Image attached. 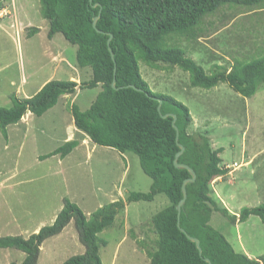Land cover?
Segmentation results:
<instances>
[{"label": "rangeland", "instance_id": "1", "mask_svg": "<svg viewBox=\"0 0 264 264\" xmlns=\"http://www.w3.org/2000/svg\"><path fill=\"white\" fill-rule=\"evenodd\" d=\"M6 4L16 12L20 24L12 27L8 17L1 20L0 108H11L13 97L25 99L33 95L47 80L91 79L90 68L81 71L78 67L77 46L61 33L53 40L48 37L50 23L42 15L40 0H6ZM33 27L39 31H32ZM199 27L198 41L173 35L169 44L183 49L208 73L216 65L231 69L235 64L264 56V5L223 6L205 17ZM52 53L58 58L54 59ZM141 72L153 92L170 95L190 109L191 133L207 134L213 147L223 150V164L229 165L228 178L235 185L224 193L226 180H215L214 196L238 217L243 208L264 204V85L246 98L225 83L210 90L193 87L191 75L178 67L160 64L151 68L141 62ZM78 90L77 96L61 99L43 116L31 113V122H24L18 130L11 127L13 144L7 151L0 127V184L11 177L14 164L33 165L31 171L28 168L26 173L21 172L6 187L0 186V238L28 239L29 231H35L38 225L55 222L67 199L92 214L114 201H126L130 192L151 190L152 179L134 153L122 154L95 144L91 154L78 151L63 161L60 155L45 158L71 138L94 144L86 135L80 137L77 133L72 108L76 105L87 111L101 87ZM25 126L31 134L20 149ZM168 205L165 195H158L153 202H127L115 224L100 234L108 243L100 250L103 264H151L148 251L157 238L151 219ZM237 221L216 212L211 225L226 236L236 251L255 259L264 257V222L258 216ZM85 251L72 221L62 234L43 244L38 264H63ZM25 258L22 251L0 248V264H22Z\"/></svg>", "mask_w": 264, "mask_h": 264}, {"label": "trees", "instance_id": "2", "mask_svg": "<svg viewBox=\"0 0 264 264\" xmlns=\"http://www.w3.org/2000/svg\"><path fill=\"white\" fill-rule=\"evenodd\" d=\"M40 2L42 15L50 23L48 37L52 39L61 33L77 46L78 67L81 71L90 68L91 79L80 84L74 80H52L30 98L13 97L11 108H0L2 131L7 134V127L20 123L28 113L43 116L59 103L61 97L74 95L78 89L101 87L87 111L73 106L77 130L96 145L122 154H136L143 171L152 179V186L147 193L130 192L126 201H114L89 217L79 205L67 199L52 225L44 226L28 239L1 237L0 248L24 252L26 258L22 264H38L43 244L62 234L74 221L86 251L63 264H103L100 250L108 243L100 234L115 224L117 216L126 210L127 202H153L158 195H165L169 205L151 219L157 236L155 246L148 251L151 264H208L206 259L212 264H264V257L252 259L246 253L236 251L226 236L211 225L216 212L234 222H246L251 216H258L264 222V204L243 208L238 217L214 196V181L218 178L227 180L230 173L221 158L223 150L214 148L207 134L191 133L190 109L170 95L153 92L141 72V62L151 68L164 64L188 72L193 87L210 90L225 83L243 97L254 96L260 85H264V56L249 63L235 64L231 69L216 65L208 73L183 49L170 46L169 37L178 35L198 41L199 26L204 18L221 7H257L264 5V0ZM5 3L6 0L0 2V9ZM97 3L99 7L94 6ZM100 13L95 28L94 18ZM32 29L39 31V28ZM110 34L113 35L110 47L115 59L108 44ZM115 77L119 90L112 86ZM131 85L137 89L129 87ZM159 100L163 101L161 112ZM168 114L177 116L179 142L174 118H164ZM179 144L185 147L179 163L190 166L197 174V180L187 185L188 198L180 218L177 206L184 197L182 186L192 175L175 166L176 156L181 151ZM79 145L78 139L68 141L45 158L56 155L65 158ZM180 228L200 240L202 255Z\"/></svg>", "mask_w": 264, "mask_h": 264}, {"label": "crops", "instance_id": "3", "mask_svg": "<svg viewBox=\"0 0 264 264\" xmlns=\"http://www.w3.org/2000/svg\"><path fill=\"white\" fill-rule=\"evenodd\" d=\"M6 4V3H5ZM7 5V4H6ZM0 26L2 25L1 24V20H5L6 21V17H8V19L9 20H11V25L10 26H15V25H19L20 24V21L17 19V17H16V12L15 11H11V10H9L8 9V5L7 6H5L4 5V7L2 8V9H0ZM55 37V36H54ZM53 37V38H54ZM53 38H52V40H53ZM51 55H54V59H57L58 58V56L56 55V53H52ZM58 67V66H57ZM71 80H76L74 77H72L71 78ZM50 80H47V81H45L44 83H42L40 86H39V88L38 89H35V93L33 94V95H31V96H28L27 98H29V97H32V96H34V95H36L48 82H49ZM76 82H78L79 84L81 83V82H79L78 80H76ZM78 93H79V90L77 91V93L76 94H74V95H78ZM70 96H72V95H65V96H63V97H61L60 98V100L61 99H63V98H65V97H70ZM59 100V101H60ZM58 105V104H57ZM56 105V106H57ZM31 118H32V115H31V113H28L23 119H22V121L20 122V123H18V124H15V125H10V126H8L7 127V134H5V133H3V131H2V137H3V139H5V143H4V151H7V150H9L10 149V147H11V145L13 144V142H12V139H11V137H10V129H11V127H16L17 128V130H18V128H20V126L21 125H24V122H28V121H30L31 122ZM74 121V120H73ZM31 125V124H30ZM25 132H24V138H23V142L20 144V149L21 148H24V146H25V142L27 141V135H30L31 134V130L30 129H28L26 126H25ZM20 131V130H19ZM76 131H77V133L80 135V137H82V136H84L82 133H80L78 130H77V128H76ZM87 137V136H86ZM88 138V137H87ZM72 139V138H71ZM71 139H68L67 141H70ZM79 140V139H78ZM80 141V145L70 154V155H68L67 157H69V156H71V155H73V154H75V153H77L78 151H87V153L88 154H91L96 148H95V144H91V143H89L86 139H84V141H81V140H79ZM85 146H86V148H85ZM91 146H93L92 147V149H91ZM67 157H65V158H67ZM65 158H62V157H60V161H63V159H65ZM234 164H236V163H234ZM33 165H31V164H25V163H16V164H14V166H13V169H12V174H11V177H9V178H6L1 184H0V186H2V187H6L9 183H10V181H13V180H16L20 175H21V172H24V173H26L27 172V169L28 168H30V167H32ZM226 167L227 168H229V165L227 166L226 165ZM239 167V166H238ZM33 168H30L28 171H31ZM223 180V178H218L216 181H222ZM215 181V182H216ZM226 182L228 183V184H224L223 185V187H222V192H224V193H226L227 191H228V189H230V187L231 186H233V185H235V181L234 180H232L231 178H228L227 180H226ZM214 186V185H213ZM78 205V204H77ZM62 209H63V207H62ZM61 209V210H62ZM82 209V208H81ZM60 210V211H61ZM86 214V213H85ZM93 214V213H92ZM88 217L89 216H91V214H86ZM57 216H58V214L56 215V218H57ZM56 218L54 219V221L56 220ZM43 225H38L37 226V228L35 229V231H29V237L31 236V235H33V234H35V233H38L40 230H41V228H43L42 227ZM248 255V254H247ZM250 258H252V259H255L253 256H251V255H248ZM263 264V263H262Z\"/></svg>", "mask_w": 264, "mask_h": 264}, {"label": "water", "instance_id": "4", "mask_svg": "<svg viewBox=\"0 0 264 264\" xmlns=\"http://www.w3.org/2000/svg\"><path fill=\"white\" fill-rule=\"evenodd\" d=\"M1 1H2V0H0V2H1ZM91 2H92V0H91ZM94 6H95V7H99V4L97 3V4H95ZM100 17H101V13H100L97 17L94 18V27H95V28H97V23H98ZM99 32H101V31H99ZM112 40H113V35L110 34V38H109V41H108L109 47H110V44H111ZM110 52H111V55H112L113 59H115V55H114V52H113V50H112L111 47H110ZM112 86H113V88H115L116 90H119V88H117V86H116V77H115V79H114V81H113V83H112ZM129 87H132V88L137 89V88H136L135 86H133V85H131V86H129ZM138 90H140V89H138ZM140 91H143V90H140ZM162 105H163V101H162V100H159V106H158V110H159V112H161ZM168 117H173V118H174L173 126H174V128L177 130V141L179 142V135H180V132H179V128H178V126L176 125L177 116H176V115H173V114H168V115L164 116V118H168ZM179 146H180V148H181V151H180V152L177 154V156H176V159H175V166H176L177 168H182V169H186V170H188V171L191 173V175H192V177H191L190 179H187V180L184 181L183 186H182V192H183V196H184V197H183V199L180 201V203H179L178 206H177V209H178V212H179V218H180V215H181V212H182V208L185 206L186 201H187V198H188L187 185H188L189 183H194V182L197 180V174H196L195 170L192 169L190 166H188V165H186V164H180V163H179V159H180V157H181V156L183 155V153L185 152V147H184L183 145H181V144H179ZM179 226H180V223H179ZM180 229H181L182 232H184V233L187 235V237H188L192 242H194V243L196 244L197 248H198L199 251H200V254L202 255V247H201V242H200V240H199L198 238H194V237L188 235L184 229H182V228H180ZM206 262H207L208 264H212L211 261H210L209 259H206Z\"/></svg>", "mask_w": 264, "mask_h": 264}, {"label": "built area", "instance_id": "5", "mask_svg": "<svg viewBox=\"0 0 264 264\" xmlns=\"http://www.w3.org/2000/svg\"><path fill=\"white\" fill-rule=\"evenodd\" d=\"M234 166H236V167H237V166H238V164L236 163V164H234Z\"/></svg>", "mask_w": 264, "mask_h": 264}, {"label": "clouds", "instance_id": "6", "mask_svg": "<svg viewBox=\"0 0 264 264\" xmlns=\"http://www.w3.org/2000/svg\"><path fill=\"white\" fill-rule=\"evenodd\" d=\"M1 17V16H0Z\"/></svg>", "mask_w": 264, "mask_h": 264}]
</instances>
